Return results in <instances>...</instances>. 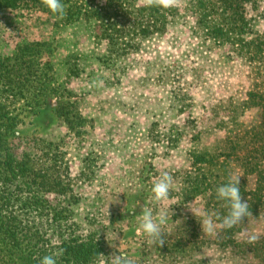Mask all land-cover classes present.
I'll list each match as a JSON object with an SVG mask.
<instances>
[{
  "label": "rangeland",
  "instance_id": "1",
  "mask_svg": "<svg viewBox=\"0 0 264 264\" xmlns=\"http://www.w3.org/2000/svg\"><path fill=\"white\" fill-rule=\"evenodd\" d=\"M64 1L67 8L79 6L82 11L87 2H108ZM122 1L128 12L111 26L113 34L123 30L117 45L82 15L66 22L33 8H0V53L10 55L18 43L37 40L46 42L38 52L40 59L52 60L46 81L39 83L44 90H33L45 102L30 108L11 101L14 97L11 103L6 100L9 110L23 109L26 115L21 139L13 140L15 150L47 154L52 166L62 165L61 176L69 184L64 193L50 192V198L74 209L80 232L103 235L110 248L105 257L118 251L137 264L259 263L253 251L246 259L240 250H225L221 228L215 235L202 233V214L214 210L205 198L192 196V174L198 171L195 151L209 150L225 161V152L231 151L228 140L264 121L257 107L244 113L237 109L264 89V52L260 56L257 48L264 41V0L242 3L246 26L232 34L233 42L204 29L200 0H181L171 9H150L142 0ZM155 9L164 14L162 26H152L145 34L131 28L136 17L129 12L139 10L136 15L147 18ZM220 13L211 14L214 23H223ZM75 113L81 117L78 122L67 118ZM260 140L249 138L248 149ZM229 165L241 186L240 156L233 155ZM162 171L173 175L174 184L170 199L156 203L152 182ZM218 172L220 181L227 179L221 166ZM247 184L253 188L255 178L249 177ZM145 207L168 213L162 247L149 244L139 230ZM245 227L264 243V213L246 220L235 235L238 241H246L241 235ZM105 257L97 264H106Z\"/></svg>",
  "mask_w": 264,
  "mask_h": 264
},
{
  "label": "trees",
  "instance_id": "2",
  "mask_svg": "<svg viewBox=\"0 0 264 264\" xmlns=\"http://www.w3.org/2000/svg\"><path fill=\"white\" fill-rule=\"evenodd\" d=\"M118 1V2H116ZM108 0L103 6L91 5L87 2L84 11L78 6V10L66 7L67 22L78 18L91 23L100 32L101 36L108 39L110 44H119V34L112 33V25H117L118 16L125 15L128 9L120 0ZM247 0H200V23L205 28H210L214 36L223 41H232V34L236 30L244 29L246 19L242 14V3ZM65 1L62 0V3ZM33 8L47 14H54L42 3V0H0V8ZM150 9L152 7H149ZM221 9V10H220ZM145 8H142V12ZM139 10H134V18L131 28L135 32L145 34L152 26H162L164 14L158 9L154 10L147 18L138 17ZM219 11L223 23H214L211 14ZM137 14V15H136ZM136 15V16H135ZM116 39V40H115ZM46 42L37 40H25L18 43L14 52L4 56L0 53V264H40L41 259L58 249H64V254L57 258V264H97L104 256L109 254V245L103 235L94 230L88 233L80 232L81 223L74 219V209L63 202H56L50 198V192L64 193L67 189L66 182L61 176V168L52 166L44 154L42 156L18 152L13 146V140L21 139L20 127L25 124L24 110L14 113L9 110L6 100L22 103V105L34 108L45 100L35 96L33 90H44L41 81H46L52 60L40 59L41 45ZM257 44L258 54L264 52L262 45ZM120 48V47H119ZM115 49V48H114ZM38 90V89H37ZM14 97L10 101V98ZM257 107V111L264 118V89L254 92L237 106L244 113L247 109ZM66 106L62 107V114ZM67 115L68 111H65ZM75 116V117H73ZM78 122L81 117L75 113L67 116ZM73 124V122H72ZM261 139L263 142L248 149V139ZM34 139V138H33ZM42 138L35 141L42 142ZM260 140V141H261ZM245 141L244 144L241 143ZM228 148L225 152L227 159L217 160V155L209 150L195 151L194 165L196 173L192 174V196L206 199L210 209L226 214L227 209L223 202L217 199L216 188L231 176L228 166L233 155L240 156L244 167L241 195L248 199L249 210L252 216L264 213V121L260 125L247 126L228 140ZM243 146V147H242ZM246 148L248 151L241 155L239 152ZM239 151V152H238ZM224 153V154H225ZM223 154V153H222ZM223 168L226 180L220 181L218 169ZM255 178V186L248 187V178ZM247 220V218H246ZM245 220V222H246ZM244 225H238L232 229H221L225 250L230 252L240 250L247 259L249 251H253L259 258L257 264H264V243L238 241L236 233L243 229ZM248 249V250H247ZM248 264H253L248 260Z\"/></svg>",
  "mask_w": 264,
  "mask_h": 264
},
{
  "label": "clouds",
  "instance_id": "3",
  "mask_svg": "<svg viewBox=\"0 0 264 264\" xmlns=\"http://www.w3.org/2000/svg\"><path fill=\"white\" fill-rule=\"evenodd\" d=\"M42 3L58 18L63 19L66 16V6L62 3V0H42ZM180 3L181 0H142L145 7H160L163 9L178 7ZM239 178L230 176L227 182L216 188L217 199L223 202L227 212L223 215L216 211L204 212L200 221L203 234L215 235L217 228L232 229L238 225H245L246 218L248 220L252 216L248 199H244L241 195ZM173 184V175L168 171H162L152 182V199L156 203L168 201ZM186 207L192 211L190 206L186 205ZM139 220V230L147 237V242L157 244L159 247L164 246L166 234L163 227L169 220L168 213L163 209L156 210L152 207H145L141 211ZM241 235L246 238L249 244L255 243L259 238L256 234L249 233L246 227ZM63 254L64 249H58L54 253L45 255L40 264H57V258L63 256ZM105 258L106 264H137L133 257L124 252L113 251Z\"/></svg>",
  "mask_w": 264,
  "mask_h": 264
}]
</instances>
